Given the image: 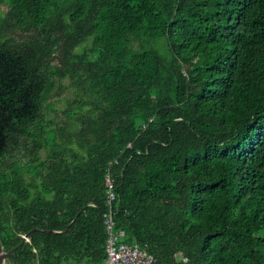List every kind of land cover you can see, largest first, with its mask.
I'll return each instance as SVG.
<instances>
[{"label": "trees", "instance_id": "1", "mask_svg": "<svg viewBox=\"0 0 264 264\" xmlns=\"http://www.w3.org/2000/svg\"><path fill=\"white\" fill-rule=\"evenodd\" d=\"M106 166L152 264H264V0H0L7 264L101 262Z\"/></svg>", "mask_w": 264, "mask_h": 264}, {"label": "built area", "instance_id": "2", "mask_svg": "<svg viewBox=\"0 0 264 264\" xmlns=\"http://www.w3.org/2000/svg\"><path fill=\"white\" fill-rule=\"evenodd\" d=\"M115 162V161H113ZM103 193L105 206L102 212V226L105 234L104 258L95 264H152L155 258L143 251L135 243L124 242V231L115 227L113 219L114 201L116 200L114 178L109 166L103 172ZM90 264V263H81Z\"/></svg>", "mask_w": 264, "mask_h": 264}, {"label": "water", "instance_id": "3", "mask_svg": "<svg viewBox=\"0 0 264 264\" xmlns=\"http://www.w3.org/2000/svg\"><path fill=\"white\" fill-rule=\"evenodd\" d=\"M25 238V236H23V239ZM21 244V242H19L17 245L11 247L9 250L4 251L3 247L0 243V264H7L6 259L8 257H10L13 253V251Z\"/></svg>", "mask_w": 264, "mask_h": 264}, {"label": "rangeland", "instance_id": "4", "mask_svg": "<svg viewBox=\"0 0 264 264\" xmlns=\"http://www.w3.org/2000/svg\"><path fill=\"white\" fill-rule=\"evenodd\" d=\"M14 35H17V34L15 33ZM64 84L67 85V82L65 81ZM68 92H69L68 90H66V89H62V90H60V91L58 92V95H59L60 98H66V97L69 96V93H68ZM56 107H59V104L56 105ZM40 155H41L42 157H44L45 154H44V152L42 151V152L40 153Z\"/></svg>", "mask_w": 264, "mask_h": 264}]
</instances>
